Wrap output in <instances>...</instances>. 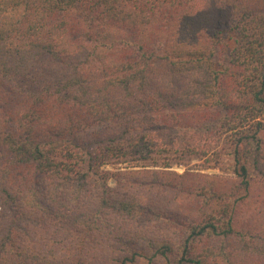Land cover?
<instances>
[{
  "label": "trees",
  "instance_id": "1",
  "mask_svg": "<svg viewBox=\"0 0 264 264\" xmlns=\"http://www.w3.org/2000/svg\"><path fill=\"white\" fill-rule=\"evenodd\" d=\"M0 264H264V0H0Z\"/></svg>",
  "mask_w": 264,
  "mask_h": 264
},
{
  "label": "rangeland",
  "instance_id": "2",
  "mask_svg": "<svg viewBox=\"0 0 264 264\" xmlns=\"http://www.w3.org/2000/svg\"><path fill=\"white\" fill-rule=\"evenodd\" d=\"M105 167H106V169H108V170H114V169L116 168L115 165H112V164L106 165ZM173 169L181 173V172H184V170H185V166H182V165H175V166L173 167ZM109 183H110V185L114 186V185L116 184V180H115L113 177H111V178L109 179Z\"/></svg>",
  "mask_w": 264,
  "mask_h": 264
}]
</instances>
